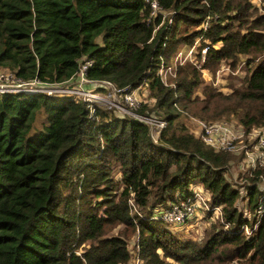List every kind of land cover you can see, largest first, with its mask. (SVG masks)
<instances>
[{"label":"trees","instance_id":"trees-1","mask_svg":"<svg viewBox=\"0 0 264 264\" xmlns=\"http://www.w3.org/2000/svg\"><path fill=\"white\" fill-rule=\"evenodd\" d=\"M157 1L164 16H151L147 0H0V67L51 83L90 61L89 79L145 81L154 101L139 111L167 122L155 142L148 124L112 105L92 102L91 115L75 94L0 93V264H264V211L250 233L241 228L264 207V165L233 183L236 155L186 123L191 114L264 124V0ZM198 37L194 60L164 83L161 57L171 62ZM240 54L239 85L205 80L202 69L233 71ZM195 182L223 209L201 240L151 217Z\"/></svg>","mask_w":264,"mask_h":264},{"label":"built area","instance_id":"built-area-1","mask_svg":"<svg viewBox=\"0 0 264 264\" xmlns=\"http://www.w3.org/2000/svg\"><path fill=\"white\" fill-rule=\"evenodd\" d=\"M151 8V16H155L158 13L166 14V10L161 8L157 0H147ZM253 2L256 0H252ZM214 19H219V15H213ZM209 17H207L202 26L205 29L209 25ZM200 40V37L196 38L195 42L190 46L181 48L171 62L166 63L164 58L161 57L160 62L156 68V73L159 75L164 83L168 82L169 75L175 76L176 66L182 64L187 60H194V53L196 46ZM207 46L201 48L202 60L204 59V53ZM245 58H241V61L237 64L236 68L231 71L229 64L223 63L232 74H238L241 63ZM90 61H85L79 68L78 72L73 78L68 80H76V85L72 83L62 82H44L37 78L23 81L17 77L13 71L6 67H0V93H19V92H36L42 91L48 94H75L81 96L88 102L90 114H93L94 108L92 102H99L100 105H106L103 101L109 102L108 105H113L117 110L124 114H129L134 118L145 122L149 126V134L153 141H157L158 133L166 125V120L154 113H141L139 108L142 102L139 100L140 95H148V87H144L145 81L141 82L135 87L130 89L118 87L108 79H89L85 74V69ZM200 68V63H197ZM202 69V68H201ZM202 71L209 76L207 70ZM211 78V75L209 76ZM218 80V79H216ZM63 83V84H62ZM213 84H215L212 81ZM217 85V84H215ZM100 95H106L105 98H100ZM151 103L154 98L150 97ZM188 121L193 124L191 130L199 136L200 139L215 150H229L235 153L242 152L244 154V163L248 175H251V171L264 165V124L255 125L249 129H244L243 126L237 121H231L227 119H220L215 121L205 120L194 115H187ZM260 179L264 180V176ZM244 182L243 178L240 180ZM261 189L264 190V184H260ZM264 192V191H263ZM264 195V194H263ZM132 199L129 201L132 204V209L137 211L136 206L133 205ZM211 202L209 192L199 183L192 184L189 195L185 197H179L177 201H169L168 204H160L154 209L151 217H158L168 223H184L187 219L194 215L197 210L211 212L214 211L216 217L215 220H223L222 204L209 205ZM264 211V207L260 205L255 213L254 218L241 225V228L250 233L258 224V218ZM211 222V221H210ZM210 224V223H209ZM188 225H195V223H188ZM228 226L227 224L225 225ZM132 264H139L138 259H135Z\"/></svg>","mask_w":264,"mask_h":264},{"label":"rangeland","instance_id":"rangeland-1","mask_svg":"<svg viewBox=\"0 0 264 264\" xmlns=\"http://www.w3.org/2000/svg\"><path fill=\"white\" fill-rule=\"evenodd\" d=\"M254 3L260 5L261 1L256 0V1H254ZM241 58H245V55H243V54L239 55V60H238L237 64L241 61ZM246 60H247V58H245L244 62L241 63L240 69H242L243 71H239L238 72L239 75H237V74L231 75L225 66L222 67L219 64V67L216 69V72L214 74H212L209 70H208L209 72L207 71L209 76L211 75V78L209 76H207V74H205L204 72H203V76H204L206 81H213L215 84H217L218 88L231 89L233 86L239 85L241 82V79L243 78V76H245V74L247 72ZM254 60H257V58ZM245 70H246V72H245ZM216 79H218V80H216ZM66 83H72V84L76 85V80L74 78L72 81H70V80L66 81ZM144 87L147 88L146 82L144 84ZM199 90L201 91V89H199ZM100 96H101L100 98H105L106 95H100ZM138 98L141 102L143 101L142 105L144 103H146L149 106H151L152 103L150 101H146V100H150L147 94L146 95H140ZM102 102L110 104L109 102H106L103 100H102ZM108 104H106V105H108ZM114 108L116 109V112L118 114L122 115V113H120L115 106H114ZM220 119H227V120H231V121H236V120H234V118L226 117V116H222V117L215 119V120H220ZM205 120H207V119H205ZM215 120H210V121H215ZM184 121H185V119H184ZM186 123L189 125L190 129L193 127V124L190 123L187 119H186ZM194 134H196V133H194ZM232 153L236 155L235 156L236 158L230 162L231 163V167H230L231 174L228 175V179H230L234 183L237 179L240 180V178H243L245 180L244 182L246 184V183H248V178L246 177V176H248V171L246 170V165L244 163V154L242 152H239V153L232 152ZM259 183L261 185L264 184V180L260 179ZM260 188H262V187H260ZM166 204H168V203H165L164 205H166ZM209 205H212V203L209 202ZM215 217H216V215H215L214 211L207 212V211L197 210L194 213V215L190 216L187 219V222L184 223V225L182 223H167V225L170 228H173L174 230H177L178 232H180L181 235L201 240L203 238L202 231L204 234V228L209 226L210 221H215ZM188 223H195V225H188Z\"/></svg>","mask_w":264,"mask_h":264},{"label":"crops","instance_id":"crops-1","mask_svg":"<svg viewBox=\"0 0 264 264\" xmlns=\"http://www.w3.org/2000/svg\"><path fill=\"white\" fill-rule=\"evenodd\" d=\"M181 195L179 194L178 197H180ZM182 197V196H181ZM164 205V204H163Z\"/></svg>","mask_w":264,"mask_h":264}]
</instances>
